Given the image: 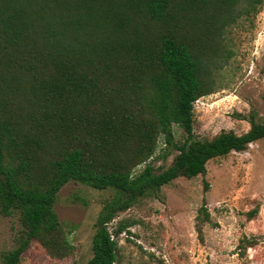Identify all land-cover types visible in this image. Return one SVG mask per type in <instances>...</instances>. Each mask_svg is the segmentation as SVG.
<instances>
[{"label": "trees", "instance_id": "trees-1", "mask_svg": "<svg viewBox=\"0 0 264 264\" xmlns=\"http://www.w3.org/2000/svg\"><path fill=\"white\" fill-rule=\"evenodd\" d=\"M264 0H0V214L19 215L14 246L0 264H20L33 241L69 257L70 231L55 211L77 182L113 189L97 220L86 264H117L109 224L175 179L264 139V123L238 135L197 137L195 103L214 93L226 34L257 15ZM184 140L176 141L174 126ZM161 142L176 151L156 170ZM145 164L139 173L136 169ZM206 188L208 185L206 184ZM205 206V205H204ZM257 210L250 211L252 219ZM197 229L210 221L200 210ZM129 225L120 222L119 236ZM255 241H241V249Z\"/></svg>", "mask_w": 264, "mask_h": 264}, {"label": "rangeland", "instance_id": "rangeland-1", "mask_svg": "<svg viewBox=\"0 0 264 264\" xmlns=\"http://www.w3.org/2000/svg\"><path fill=\"white\" fill-rule=\"evenodd\" d=\"M229 49L225 66L214 73V93L195 103L197 137L212 138L221 131L241 135L250 130L249 116L264 123V5L257 15L242 20L226 34ZM176 141L183 130L174 126ZM161 142L148 164L168 167L176 151L166 152ZM145 164L139 166V173ZM206 184L208 187L206 188ZM113 189L96 190L77 182L59 192L55 211L70 231L73 253L52 258L37 241L24 252L20 264H86L93 256L92 245L99 213L115 198ZM205 205V206H204ZM205 207L210 221L197 229L200 210ZM257 210L250 219V211ZM126 228L115 239L119 243L117 264H264V139L244 152H233L207 164L205 175L180 177L161 188L155 197H144L119 213L109 224L115 233L120 222ZM18 213L0 214V255L11 249L20 229ZM254 247L241 249L243 240Z\"/></svg>", "mask_w": 264, "mask_h": 264}, {"label": "built area", "instance_id": "built-area-1", "mask_svg": "<svg viewBox=\"0 0 264 264\" xmlns=\"http://www.w3.org/2000/svg\"><path fill=\"white\" fill-rule=\"evenodd\" d=\"M111 238L115 240V234L111 232Z\"/></svg>", "mask_w": 264, "mask_h": 264}]
</instances>
